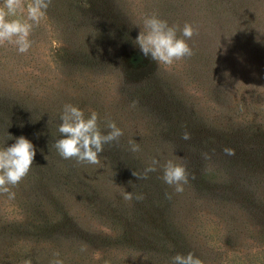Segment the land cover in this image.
<instances>
[{
	"label": "rangeland",
	"instance_id": "rangeland-1",
	"mask_svg": "<svg viewBox=\"0 0 264 264\" xmlns=\"http://www.w3.org/2000/svg\"><path fill=\"white\" fill-rule=\"evenodd\" d=\"M153 14L178 36L193 25L191 57L142 54ZM30 39L23 54L0 46V149L20 136L36 149L15 198L0 194V264H264V0H51ZM66 104L123 130L99 164L53 147ZM168 160L186 166L182 193Z\"/></svg>",
	"mask_w": 264,
	"mask_h": 264
},
{
	"label": "clouds",
	"instance_id": "clouds-1",
	"mask_svg": "<svg viewBox=\"0 0 264 264\" xmlns=\"http://www.w3.org/2000/svg\"><path fill=\"white\" fill-rule=\"evenodd\" d=\"M50 4L51 0H27V3L25 0H4L0 6V46L9 43L15 45L21 54L28 52L32 47L30 36L33 27L38 26L46 17ZM9 16L15 18L9 19ZM143 23L144 29L140 31L134 43L145 57H150L158 64L171 65L174 61L194 54L187 43L197 32L192 24L185 23L181 30L182 35L178 36V25L169 26L167 21L155 14L145 18ZM60 120L57 129L60 138L55 140L53 147L63 159L75 158L80 163L99 164L104 145L118 143L123 135V130L111 120L106 124L107 131L103 132L98 124V113L91 111L90 116L86 118L83 110L71 104L64 105ZM181 138L190 140L191 133L185 131ZM129 144L132 152L140 150L135 141H129ZM223 153L233 156L235 149L224 147ZM35 155L33 143L25 136L15 138V143L11 146L0 149V194L6 195L9 200L15 198L16 194L12 188L28 175ZM204 155L208 158L207 154ZM159 163L153 159L143 173L133 171V175L139 180L146 179L148 173L157 170ZM160 167L163 169V181L173 186L176 193H182L189 179L186 166L168 160ZM129 183L132 184L131 181ZM132 198V192L124 193V199ZM136 199L142 200L143 195L137 194ZM54 255L57 258L50 261V264H64V261L58 258L59 252ZM25 264H31V261H25ZM104 264H111V261L105 260ZM171 264H203V261L192 252L186 255L178 253L171 258Z\"/></svg>",
	"mask_w": 264,
	"mask_h": 264
}]
</instances>
